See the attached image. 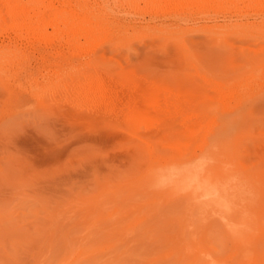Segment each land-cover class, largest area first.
<instances>
[{
	"label": "rangeland",
	"instance_id": "rangeland-1",
	"mask_svg": "<svg viewBox=\"0 0 264 264\" xmlns=\"http://www.w3.org/2000/svg\"><path fill=\"white\" fill-rule=\"evenodd\" d=\"M166 1L0 11V264H264V0ZM196 166L236 174L239 215L164 182Z\"/></svg>",
	"mask_w": 264,
	"mask_h": 264
},
{
	"label": "bare ground",
	"instance_id": "bare-ground-1",
	"mask_svg": "<svg viewBox=\"0 0 264 264\" xmlns=\"http://www.w3.org/2000/svg\"><path fill=\"white\" fill-rule=\"evenodd\" d=\"M2 1V0H1ZM9 1V0H8ZM8 1L6 0V2L8 3ZM12 1H14V3H15V5H17L18 4V6L16 7V6H14L13 4V2ZM10 0L9 1V3H11V4H9V5H7V4H5V1H3V2H0V4L1 5H3V6H1L0 5V11H2L1 12V14L3 15L4 13H3V11H5L4 10V8L6 9V5L8 6V9H9V6L10 5H13V6H10V9H9V13L14 17V14H17L18 16H23L24 15V17H25V15L26 14H29V13H32V12H35V10L33 9V8H36L37 6H32V4L34 5V3L35 4H37L36 2H34V1H32L31 2V0H29L30 1V4L29 3H26L24 0V2L26 3L25 5H27V4H29V5H27V6H23L22 8H20V6H21V3L23 4L24 2L22 1V0H19V1H17V2H15V0ZM28 1V0H27ZM44 1V0H43ZM167 1H169V0H167ZM166 1V2H167ZM172 1V0H171ZM183 1V0H182ZM185 1V0H184ZM192 1V0H191ZM195 2H199L200 3V7H202L203 9H205V8H207V7H211L212 8V6L213 7H218V6H221V5H225L229 0H194ZM154 2V1H153ZM161 2V1H160ZM177 2H178V0H177ZM180 2V4H182V2H181V0L179 1ZM179 2H178V4H179ZM187 2V1H186ZM194 2V3H195ZM3 3V4H2ZM20 3V4H19ZM32 3V4H31ZM163 3V2H162ZM176 3V2H175ZM5 4V5H4ZM41 4V3H40ZM159 4V2L157 3V5ZM186 4V3H185ZM187 4H189V3H187ZM190 4H192L191 2H190ZM234 4V3H233ZM20 5V6H19ZM24 5V4H23ZM160 5V4H159ZM239 5V4H238ZM33 8H32V7ZM46 6V5H45ZM193 6V5H192ZM195 6V5H194ZM42 7V6H41ZM40 7V8H41ZM152 7V6H151ZM156 7V6H155ZM157 7H159V6H157ZM196 7H198V5L196 6ZM54 9V8H53ZM37 10V9H36ZM6 12V11H5ZM37 13V12H36ZM36 13H33V14H36ZM1 14H0V16H1ZM41 14H42V12H41ZM7 15V14H6ZM17 15L15 16V17H17ZM30 15V14H29ZM39 15V14H38ZM4 16V15H3ZM3 16H1V17H3ZM45 16V15H44ZM64 15H62V17H63ZM5 17V16H4ZM24 17H22L23 19H21V17L19 18V19H17L18 21L19 20H27V22H28V19H26V17H25V19H24ZM41 17V16H40ZM54 17V16H53ZM74 17V16H73ZM32 18V17H31ZM37 18V17H36ZM9 19H11V17L9 18ZM14 19V18H13ZM42 19V18H41ZM44 19V18H43ZM54 19V18H53ZM15 20V22L14 21H11V22H13L11 25H12V28L11 29H14L15 31H18V29H17V27L16 26H18V28L20 27V26H23L24 24H25V22L22 24L21 22V24L22 25H20L19 23H18V21L16 20V19H14ZM45 20V19H44ZM75 20V19H74ZM23 22V21H22ZM26 22V24H28ZM35 22V21H34ZM76 22V21H75ZM14 23L16 24V23H18V24H16V25H14ZM43 23V22H42ZM51 23V22H50ZM79 23V22H78ZM89 23V22H88ZM25 24V25H26ZM32 24V23H31ZM57 24V23H56ZM77 24V23H76ZM7 25H8V23H7ZM14 27H16V28H14ZM30 27H32V26H30ZM29 27V28H30ZM21 28V29H20ZM19 28V30H21L22 31V29H26V27L25 28H22V27H20ZM28 28V27H27ZM83 28V27H82ZM92 39V38H91ZM97 74V73H96ZM99 74V73H98ZM101 75H102V73H101ZM101 75H99V76H101ZM95 76V75H94ZM98 76V75H97ZM96 77V76H95ZM108 77L110 78V76L108 75ZM113 77V76H112ZM140 77H142V76H140ZM102 78V77H101ZM109 78H107L108 80H109ZM116 78V77H115ZM148 78V77H147ZM88 79V78H87ZM112 79V81L111 82H113V78H111ZM136 79V78H135ZM137 79H139V77L137 78ZM86 80V79H85ZM96 80V78L94 79V81ZM120 80V79H119ZM143 80H144V78H143ZM93 81V80H92ZM92 81H90V82H92ZM97 82H99V84H100V86H101V79L100 78H97V80H96ZM105 81H106V78H105ZM105 81H104V79H103V82L105 83ZM88 83H89V81H87ZM110 81H108V84H107V82L104 84V85H102L103 86V88L104 89H102V88H100V87H96V86H99L97 83H96V85L93 83V85H95L94 87H96L95 89H97V88H100V90L102 89V91H100L99 93H98V91H99V89H98V91L96 92V95L93 93L92 95H93V97L94 96H97V95H99L100 97H103L102 98V100H105V101H107L108 103L110 102V104L109 105H114V104H117L118 103V101L119 102H121L122 100L124 101H128L129 103L130 102H132V101H134L135 99H136V97H137V92H138V86H136V84L134 83V82H132V81H120L119 82V85L118 86H116V84L114 85V83H112V84H110L109 83ZM150 82V81H149ZM91 84V83H90ZM89 84V86H87V87H92V90H91V87L90 88H87L86 87V91H88V94H91L90 93V91L88 90V89H90L91 91H93V85L91 84L90 85ZM86 85H88V84H86ZM151 85V84H150ZM80 89V88H79ZM77 90V89H76ZM84 91V90H83ZM161 91V90H160ZM94 92V91H93ZM159 92V91H158ZM173 92V91H172ZM78 93V92H77ZM102 93V94H101ZM83 94H85L86 96L88 95L87 94V92L85 93H83ZM143 95V94H142ZM165 95V94H164ZM170 95H171V91H170ZM175 95H176V93H175ZM85 96V97H86ZM99 96L97 97V100H98V98H99ZM177 96H178V94H177ZM93 97H90V98H93ZM104 97H105V99H104ZM179 97H181V95L179 96ZM84 98V97H83ZM96 97H94L93 99H95ZM141 98V97H140ZM76 99V98H75ZM170 99V98H169ZM100 100H101V98H100ZM82 101V100H81ZM96 101V100H95ZM182 101V100H181ZM51 102V101H50ZM87 102V101H86ZM93 102V101H92ZM143 102V101H142ZM147 102V101H146ZM193 102V101H192ZM89 103V102H88ZM86 104V103H85ZM120 104V103H119ZM134 104V103H133ZM123 105V104H122ZM127 105H129V104H127ZM84 106V105H83ZM96 106V105H95ZM98 106V105H97ZM130 106V105H129ZM156 106V105H155ZM106 107V106H105ZM109 106H107V108H108ZM115 107V106H114ZM131 107V106H130ZM97 109H98V107H96ZM106 108V109H107ZM124 109H125V107H123ZM165 108V107H164ZM167 108V107H166ZM101 109V108H100ZM105 109V108H104ZM112 109V108H111ZM114 109V108H113ZM130 109V108H129ZM171 111L173 110L174 112L175 111H180V110H182V107H179V105H172L171 106ZM96 110V109H95ZM103 110V109H102ZM137 110V112L139 111L138 109H136ZM153 110V109H152ZM151 110V111H152ZM154 110H156L157 111V113L159 112V113H165V112H167L168 111V109L167 110H164L163 108H160V106H156L155 108H154ZM100 111V110H99ZM126 111H127V109H126ZM155 111V112H156ZM98 112V111H97ZM192 112V111H191ZM104 113V112H103ZM102 113V114H103ZM170 113V112H169ZM118 114V113H117ZM126 114V113H125ZM107 115V114H106ZM115 115V114H114ZM121 116V115H120ZM161 116V115H160ZM119 117V116H118ZM196 117V116H195ZM145 118V117H144ZM155 118V117H154ZM197 118V117H196ZM148 119V118H147ZM149 120V119H148ZM119 121V120H118ZM146 121V120H145ZM150 121V120H149ZM203 122V121H202ZM171 124V123H170ZM187 125V124H186ZM172 126V125H171ZM186 127V126H185ZM146 128V127H145ZM162 133V132H161ZM149 134V133H148ZM149 135H152L151 133L149 134ZM163 135V134H162ZM151 137V136H150ZM167 140V139H166ZM146 141V140H145ZM147 142V141H146ZM150 142V141H149ZM164 143V142H163ZM211 150V149H210ZM208 153L209 152H211V151H207ZM209 156V155H208ZM208 156H206V158L208 157ZM210 157H211V155H210ZM205 158V159H206ZM209 159V158H208ZM213 159V158H212ZM186 160V159H185ZM202 160H204L203 158H202ZM207 160V159H206ZM200 163H201V161H199ZM204 162V161H203ZM208 162V161H207ZM197 163H198V161H197ZM209 163V162H208ZM211 163V162H210ZM210 163H209V166L208 167H210ZM205 164V163H204ZM212 164V163H211ZM194 165H196L195 163H194ZM203 165V164H202ZM206 165V164H205ZM167 166V165H166ZM218 166V165H217ZM178 167V166H177ZM191 167V166H190ZM201 167V166H200ZM199 166L197 167H194V168H192V169H189V170H183V169H181V171H179V172H174L173 170H172V172H170L169 170L167 171L168 172V174H166L165 176H164V182L166 183V184H168V185H173V186H175L176 188H177V193H185L186 192V194H190V196L191 195H193V196H195V197H198V198H201V204L202 205H204V206H206V207H208V208H210L211 206H212V209L214 208V207H218V211H220V214H222V217L224 216V220H225V214L226 215H230V216H233V215H239L240 214V211H241V209H239V208H235L234 207V202L236 201V200H234V196L236 197V198H238V199H240V201L242 202H245L246 200H245V193L246 192H244L245 190H246V187H245V189H244V186L243 185H241L239 182V179H237V178H235L236 177V174L235 173H231V172H229V173H227L226 174V176H225V174H223V171L222 170H216V171H213V172H209L207 169H210V168H200ZM219 167V166H218ZM159 168V167H158ZM217 168V167H216ZM177 170V169H176ZM213 170V169H212ZM211 170V171H212ZM215 170V169H214ZM225 170V169H224ZM170 172V173H169ZM225 173V172H224ZM236 180V181H235ZM174 190V189H173ZM244 192V193H243ZM189 196V195H188ZM235 198V199H236ZM193 199H194V197H193ZM196 199V198H195ZM240 201H239V203H240ZM237 203V202H236ZM239 203H237V205L239 204ZM242 204V203H241ZM240 205V204H239ZM214 206V207H213ZM215 209H217V208H215ZM217 211V212H218ZM219 213V212H218ZM224 214V215H223ZM242 214V213H241ZM227 217V216H226ZM239 219V218H238ZM241 219V218H240ZM233 222V221H232Z\"/></svg>",
	"mask_w": 264,
	"mask_h": 264
}]
</instances>
